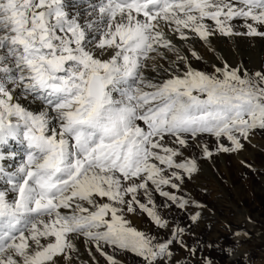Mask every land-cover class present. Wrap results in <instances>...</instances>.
Wrapping results in <instances>:
<instances>
[{
  "label": "snow or ice",
  "instance_id": "snow-or-ice-1",
  "mask_svg": "<svg viewBox=\"0 0 264 264\" xmlns=\"http://www.w3.org/2000/svg\"><path fill=\"white\" fill-rule=\"evenodd\" d=\"M219 37L264 39V0H0V264H245L186 239L199 161L264 130V67L192 66Z\"/></svg>",
  "mask_w": 264,
  "mask_h": 264
},
{
  "label": "rangeland",
  "instance_id": "rangeland-1",
  "mask_svg": "<svg viewBox=\"0 0 264 264\" xmlns=\"http://www.w3.org/2000/svg\"><path fill=\"white\" fill-rule=\"evenodd\" d=\"M194 42L195 41H193V44ZM195 49L197 52H199L198 47L195 46ZM249 49L248 51H247V48L242 50L240 46L236 45V46H233L232 51L234 52L243 51L245 53H249L250 56H253V60H252L253 62L254 61L260 62L261 58L262 57L264 58V39H260L259 42L257 43L255 42V44H253L252 46H249ZM252 49L254 51L255 49H258V51L251 52L253 51ZM225 52H226L225 48L223 47L218 48L215 52L214 59L217 58L216 56H219ZM188 55H189L190 60L194 59L193 57H191L190 53H188ZM262 137H264V130L257 129L250 136V142L242 141L244 143V148L241 151L232 152V153H222L221 152L216 155L224 154L227 156V159L230 161L231 156H234L235 154H238V153L246 152L247 158L251 157L253 159L254 150H251L252 147L249 145V144H252L251 139L253 138L260 139ZM208 140L210 143V147L214 148V141H212V138L209 137ZM225 143L230 144V142H227V141H225ZM253 147L255 148V151L257 152L256 148L258 147H256V145H254ZM215 159L216 158H212L210 160H200L199 161L201 170L198 174L193 176V178L190 181L185 182V185L181 193L182 195H184L185 197L192 196V192L188 187H190V184L191 185L196 184L199 181L198 182L199 187L197 188L198 197L201 203H205V202L207 203V199L211 198V195H212V193L208 189L209 186H207L209 183V180L212 181L211 179H213V181H215L217 178H221L222 176H223L222 180L223 181L225 180L224 171L220 169L221 164L216 162ZM259 163L261 164L255 165L252 162H249L248 164L245 165L244 169H238V168L236 169L234 167L232 168L233 170L231 171V179H230V182L228 183V186L233 195V198L236 197V195H237L236 198L242 197L243 203L240 202V206L237 209L236 207L233 206L234 205L233 200L231 199L230 202H225V200L227 201V198H225V196L222 194L220 197L221 199L224 200V203L226 205L224 206V208L223 207L211 208L210 205H207L206 210L204 212H201L202 213L201 217L203 218L201 219L202 226L198 228L199 230L195 229L198 225L193 226L194 235L186 238L188 244L191 245L197 240L201 242V246H203V244L205 243L212 244L213 242H216V241H219V243L223 244L225 237L229 236V233L224 230L225 226L231 225L234 222L238 221L236 219H240L245 224V232H242V233H249L251 231V226H252L251 223L253 224L254 219H255L254 214H256V212L257 213L259 212L261 215L264 214L263 212L264 211V196H262L259 193V187L257 184L260 181L261 171L262 169H264V160L261 159ZM250 182L252 183L251 185H249ZM242 183L245 184L246 188L244 187V189H242L240 187ZM247 187H248V190H247ZM219 189H220V186H219ZM218 196L219 195H217L216 197ZM158 202H159V198H158ZM253 205L254 207L252 209L251 206ZM246 212H248V214ZM175 215L179 218L182 224L189 223V221L186 218V214H182L179 209L175 210ZM208 218L212 219V221H209L210 219L208 220ZM207 220H208V223H206ZM184 221L186 222L184 223ZM240 239L243 242V237H241ZM261 242L262 240L258 236H255V237H249L247 242L244 243L243 248H241L240 250L246 251L250 254V256L245 259V264H262L264 262L263 261L264 259H262L264 256V249L263 247L260 246ZM82 252H83V249H82ZM86 254L87 253L83 252V255L87 257ZM123 254H125L126 257L124 259L119 258L120 260L123 261V264H139V258L136 257L134 254L132 253H123ZM182 254H183V251H178L177 253V255H182ZM211 255L217 256L216 252L214 251L211 253ZM102 262L103 263L101 264H104V260ZM217 262L218 264H224L223 262L225 261L221 259L219 256H217Z\"/></svg>",
  "mask_w": 264,
  "mask_h": 264
},
{
  "label": "bare ground",
  "instance_id": "bare-ground-1",
  "mask_svg": "<svg viewBox=\"0 0 264 264\" xmlns=\"http://www.w3.org/2000/svg\"><path fill=\"white\" fill-rule=\"evenodd\" d=\"M260 39L261 38H259V37H251V38L250 37H234L231 40H228L227 38L219 37V38L213 39V47L215 48V50H217L220 47L225 48L226 52L219 55V56H216V57H221L223 60H226L233 67H235L236 64L237 65L242 64L249 71H254V70H258V69L264 67V58L260 57L261 58L260 62H255V61L253 62L252 61L253 56H250L249 53H245L243 51L242 52H234V51H232V48H233V46L237 45V46H240L242 48V50L247 48V51H248L249 46H252L253 44H255V42L256 43L259 42ZM194 45L196 47H198V50H199L198 53L204 58L203 61L191 59L192 66L194 68L199 69V70H204V71H211V68L209 67V65H211L213 63H215V64L220 63L219 59H217V58L214 59L215 54L209 52V50L206 47H204L201 44V42L195 41ZM255 51L257 52L258 49H255ZM255 51L253 50L251 52H255ZM251 142H252V144H249V145L252 147L251 150H254L253 159L251 157H250L251 159L247 158L246 152L238 153V154H235L234 156H231L230 161L227 159V156L224 154H222V155L214 154V156L212 158H216L215 159L216 162L221 164L220 169H222V171H224L225 180L224 181L222 180L223 176L221 178H217L215 181H213V179H211L212 181L209 180V183L207 186H209L208 189L210 190L212 195H211V198L207 199L208 204L206 202L201 203V201L198 197L197 188L199 187L198 186L199 181L198 182L196 181L197 182L196 184H192V185L190 184V187H188L192 192V196H190V198L204 206L203 207L204 209L203 208L197 209L198 211L204 212L206 210L207 205H210L211 208H220V207L224 208V206H226V205L224 203V200L221 199V197H220L222 194L225 196V198H227V201L225 200V202H230V200L232 199L234 202L233 206L236 207L237 209L240 206V202L243 203L242 197L236 198L237 197V195H236V197H234L236 199L233 198V195L230 191L228 183L230 182V179H231V171L233 170L232 169L233 167L236 169L237 168L238 169H244L245 165L248 164L249 162H252L253 164L258 165V164H261V163H259L261 159L264 160V137H262L260 139L253 138V139H251ZM254 145H256V147H258V148H256L257 152L255 151V148L253 147ZM248 159H250V160H248ZM232 181H233V179H232ZM251 184L252 183L250 182L249 185H251ZM257 184L259 187V193L262 196H264V169H262V171H261L260 181ZM219 186H220V189H219ZM240 187L242 189H244L245 184L242 183ZM235 190H236V188H235ZM247 190H248V187H247ZM217 195H219V196L216 197ZM249 203H251V202H249ZM253 207H254V205L251 206L252 209H253ZM246 213L248 214V212H246ZM254 216H255V219H254V223L253 224L251 223V225H252L251 231L247 234L249 237L258 236L262 240L260 246L263 247V249H264V214L261 215L259 212L258 213L256 212V214H254ZM210 218H208V220ZM132 219H133L134 225L137 226L140 230H149L151 228L152 231H155V229L150 225L149 220L146 218V216H136V217H132ZM208 220L206 223H208ZM236 220H238V221H236L230 225L231 228L233 229V231L245 232V224L240 219H236ZM209 221H212V219H210ZM185 222L186 221H184V223ZM200 226H202L201 222L199 223V225L195 229L199 230L198 228ZM81 248L83 249V245H81ZM84 253H86V252H84ZM183 255H185L184 252L180 256H183ZM125 257H126L125 254H118V258L124 259ZM99 259L101 260V263H103L102 262L103 258H99ZM262 259H264V256ZM223 263L225 264V262H223ZM262 264H264V262Z\"/></svg>",
  "mask_w": 264,
  "mask_h": 264
}]
</instances>
